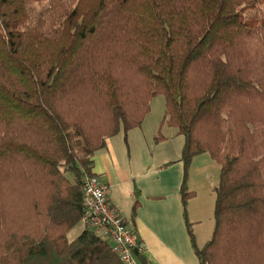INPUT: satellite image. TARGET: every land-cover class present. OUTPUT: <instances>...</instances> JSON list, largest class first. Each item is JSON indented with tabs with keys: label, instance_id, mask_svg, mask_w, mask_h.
Instances as JSON below:
<instances>
[{
	"label": "trees",
	"instance_id": "trees-1",
	"mask_svg": "<svg viewBox=\"0 0 264 264\" xmlns=\"http://www.w3.org/2000/svg\"><path fill=\"white\" fill-rule=\"evenodd\" d=\"M31 1L0 0V264H122L88 229L67 233L93 155L157 96L184 140L199 264H264V17H244L260 0H52L28 24ZM204 153L220 171L198 248L186 181Z\"/></svg>",
	"mask_w": 264,
	"mask_h": 264
},
{
	"label": "crops",
	"instance_id": "crops-1",
	"mask_svg": "<svg viewBox=\"0 0 264 264\" xmlns=\"http://www.w3.org/2000/svg\"><path fill=\"white\" fill-rule=\"evenodd\" d=\"M138 129L142 128L132 129L126 135L119 131L106 139L105 147L92 157L91 174L109 186L111 204L143 245L141 257L150 264H199L179 194L183 137L169 126L149 134ZM157 133L161 138L155 140ZM219 171L220 166L207 153L195 156L188 170L186 185L193 195L187 202V219L198 248L212 235L214 188ZM135 198L138 204L133 212ZM72 230L67 233L69 241L81 233L68 238ZM137 264L142 263L138 260Z\"/></svg>",
	"mask_w": 264,
	"mask_h": 264
},
{
	"label": "built area",
	"instance_id": "built-area-1",
	"mask_svg": "<svg viewBox=\"0 0 264 264\" xmlns=\"http://www.w3.org/2000/svg\"><path fill=\"white\" fill-rule=\"evenodd\" d=\"M79 223L104 241L122 264H137L135 251L143 245L110 201L109 186L97 175L82 178V213Z\"/></svg>",
	"mask_w": 264,
	"mask_h": 264
},
{
	"label": "rangeland",
	"instance_id": "rangeland-1",
	"mask_svg": "<svg viewBox=\"0 0 264 264\" xmlns=\"http://www.w3.org/2000/svg\"><path fill=\"white\" fill-rule=\"evenodd\" d=\"M51 1L52 0H37V1L28 2L27 7H26L28 19L26 23L31 24L37 18L45 17L46 11L52 6ZM79 1L80 0H62L63 4L69 9L74 8V6H76ZM244 17L245 19L254 20V21H257L259 18H263L264 17V0H260L253 6H247L244 9ZM163 112H164L163 97L161 96L154 97L149 102V111L144 116L143 121L141 123L140 128L142 129H138V131L149 134L152 131L155 132V130L158 129L159 127H162L163 129L167 128L168 125L166 124L162 125ZM159 135L160 134L157 133L156 137H158ZM67 177L70 178L72 176L69 174L67 175ZM82 228L83 226L81 224H78L68 234V238H71L73 235H77L81 231Z\"/></svg>",
	"mask_w": 264,
	"mask_h": 264
},
{
	"label": "water",
	"instance_id": "water-1",
	"mask_svg": "<svg viewBox=\"0 0 264 264\" xmlns=\"http://www.w3.org/2000/svg\"><path fill=\"white\" fill-rule=\"evenodd\" d=\"M135 254H137V251H135Z\"/></svg>",
	"mask_w": 264,
	"mask_h": 264
}]
</instances>
